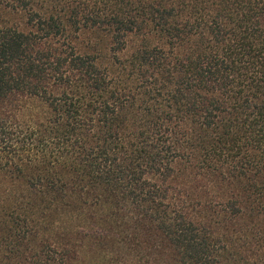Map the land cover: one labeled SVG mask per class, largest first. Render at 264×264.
<instances>
[{
    "label": "trees",
    "instance_id": "1",
    "mask_svg": "<svg viewBox=\"0 0 264 264\" xmlns=\"http://www.w3.org/2000/svg\"><path fill=\"white\" fill-rule=\"evenodd\" d=\"M61 231L264 264V0H0V264H71Z\"/></svg>",
    "mask_w": 264,
    "mask_h": 264
},
{
    "label": "rangeland",
    "instance_id": "2",
    "mask_svg": "<svg viewBox=\"0 0 264 264\" xmlns=\"http://www.w3.org/2000/svg\"><path fill=\"white\" fill-rule=\"evenodd\" d=\"M56 244L70 251L71 264H96L97 257L101 252L97 249V243L89 246L83 243L82 236L75 233L57 232L53 234ZM76 254V259H75Z\"/></svg>",
    "mask_w": 264,
    "mask_h": 264
}]
</instances>
